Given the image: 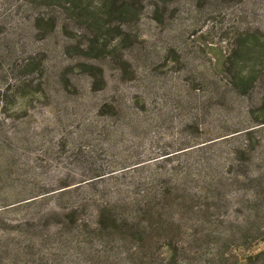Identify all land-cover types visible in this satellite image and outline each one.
I'll return each mask as SVG.
<instances>
[{"label":"rangeland","instance_id":"rangeland-1","mask_svg":"<svg viewBox=\"0 0 264 264\" xmlns=\"http://www.w3.org/2000/svg\"><path fill=\"white\" fill-rule=\"evenodd\" d=\"M246 129L256 148L243 185L232 162ZM147 163L160 172L177 166L194 197L189 211H204L185 215L188 247L189 219L219 212L222 230H238L249 213L241 195L256 188L246 177L264 173V0H0L8 227L48 190L113 192ZM261 248L264 241L237 252Z\"/></svg>","mask_w":264,"mask_h":264},{"label":"trees","instance_id":"trees-1","mask_svg":"<svg viewBox=\"0 0 264 264\" xmlns=\"http://www.w3.org/2000/svg\"><path fill=\"white\" fill-rule=\"evenodd\" d=\"M253 130L243 132L245 138L234 151L232 163L239 169L241 184V176H247L241 172L247 167L245 159L251 161L256 148L251 144ZM143 168L149 169L113 192L104 188L81 197L69 184L48 190L23 203L28 212L11 228L1 217L9 207H0V230L9 233L0 236V264H264V248L237 252L264 241V191L259 189L264 173L246 177L256 188L245 200L241 195L242 208L249 213L238 220L237 231L222 230L228 221L219 212L212 219H189L194 232L189 233L188 247L185 215L189 199H194L189 197V181H183L177 166L162 172L148 163ZM220 185L211 190L214 198L223 196ZM40 200H47L48 206ZM194 208L190 211L195 214L204 212Z\"/></svg>","mask_w":264,"mask_h":264}]
</instances>
